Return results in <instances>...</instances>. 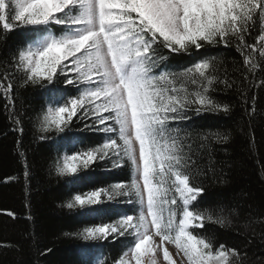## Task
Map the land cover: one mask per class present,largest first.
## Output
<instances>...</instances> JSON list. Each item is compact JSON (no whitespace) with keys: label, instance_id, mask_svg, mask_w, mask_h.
<instances>
[{"label":"snow or ice","instance_id":"obj_1","mask_svg":"<svg viewBox=\"0 0 264 264\" xmlns=\"http://www.w3.org/2000/svg\"><path fill=\"white\" fill-rule=\"evenodd\" d=\"M20 29L23 36L10 43ZM194 53L191 64L170 66V57ZM29 88L47 95L31 113L21 100ZM258 91L264 0H0V101L25 187L33 172L26 124L34 141L65 149L49 175L79 178L101 166L129 171L126 181L69 194L58 205L70 212H97L106 201L131 205L108 222L63 233L101 244L123 239L103 264H264V252L253 251L264 248V209L256 211L244 192L206 199L210 184L229 183L234 134L264 117ZM205 114L235 126L193 130L188 122ZM84 132L102 139L83 146ZM209 224L231 231L234 242L208 234ZM27 240L37 260L52 251L34 232ZM0 249L21 257L13 264H32L23 244L0 241Z\"/></svg>","mask_w":264,"mask_h":264},{"label":"trees","instance_id":"obj_2","mask_svg":"<svg viewBox=\"0 0 264 264\" xmlns=\"http://www.w3.org/2000/svg\"><path fill=\"white\" fill-rule=\"evenodd\" d=\"M23 34L22 29L11 33L9 42L18 40ZM206 54L215 55L216 51ZM195 56V53L191 57L172 56L170 66L172 68L187 66L193 62ZM57 87L62 88L63 84H58ZM46 99L44 90L38 88L22 90L21 93V100L30 113L33 110H39ZM2 103L3 101H0V210L13 211L17 218L13 219L6 214H0V241L23 244L25 249L23 259L31 258L32 264H103L104 261H110L123 247V239L116 243L101 244L68 238L63 236V233L75 232L101 220L108 222V216L118 211H129L131 205L106 201L95 206L98 209L97 212L87 210L70 212L66 209L62 210L58 205L69 194L126 181L130 175L128 169L106 170L104 166H101L88 172H81L79 178L49 175L48 169L52 162L58 155H63L65 149L60 148L58 151L57 142L54 141L43 143L34 141L31 125L26 124L24 143L28 146V157L33 167L32 179L26 188L21 161L16 153V137L8 131V122L3 115ZM257 103L258 108H264V91L257 92ZM236 120H239V114ZM188 123L193 130L197 131L235 126L233 120L210 114L193 117ZM240 124L243 127L245 121H240ZM79 136L84 141L83 146L102 139L101 134L88 132L80 133ZM60 143L69 145L70 141L64 140ZM76 147L81 145L77 144ZM67 151L71 152L72 148L68 147ZM227 155L232 163L228 177L229 183L227 185L210 184L206 199L230 200L244 192L247 193L245 199L256 211L264 209V117L257 116L247 126L245 132L237 130L228 146ZM224 156L223 152H217V159H223ZM16 176L20 177L18 181L6 179ZM29 214L32 217L31 220L27 219ZM206 229L208 234L214 235L220 242H234V234L231 231L211 224L206 225ZM33 232L41 248L47 247L52 250L38 260L35 251H30L31 242L27 240L28 235ZM253 251L259 255L260 252H264V248L258 247ZM19 259L21 257L14 252L0 249V264H13L14 260Z\"/></svg>","mask_w":264,"mask_h":264},{"label":"rangeland","instance_id":"obj_3","mask_svg":"<svg viewBox=\"0 0 264 264\" xmlns=\"http://www.w3.org/2000/svg\"><path fill=\"white\" fill-rule=\"evenodd\" d=\"M171 250V249H170Z\"/></svg>","mask_w":264,"mask_h":264}]
</instances>
